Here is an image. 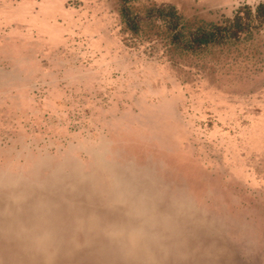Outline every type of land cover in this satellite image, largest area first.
<instances>
[{"label": "rangeland", "instance_id": "rangeland-1", "mask_svg": "<svg viewBox=\"0 0 264 264\" xmlns=\"http://www.w3.org/2000/svg\"><path fill=\"white\" fill-rule=\"evenodd\" d=\"M261 3L0 0V264H264Z\"/></svg>", "mask_w": 264, "mask_h": 264}, {"label": "trees", "instance_id": "trees-1", "mask_svg": "<svg viewBox=\"0 0 264 264\" xmlns=\"http://www.w3.org/2000/svg\"><path fill=\"white\" fill-rule=\"evenodd\" d=\"M166 10L159 9L158 12L160 14L165 13L170 18L175 19L176 15L172 11V8H167ZM251 14L252 9L249 6H244L235 13L232 19L226 20L222 25L203 24L195 29V31L189 33L186 43L189 46H200L237 37L248 28L252 19H255L257 22L264 20V4L261 3L255 7L253 18Z\"/></svg>", "mask_w": 264, "mask_h": 264}, {"label": "clouds", "instance_id": "clouds-1", "mask_svg": "<svg viewBox=\"0 0 264 264\" xmlns=\"http://www.w3.org/2000/svg\"><path fill=\"white\" fill-rule=\"evenodd\" d=\"M111 180H112L113 187L119 188L122 186V181L120 177L113 175L111 177Z\"/></svg>", "mask_w": 264, "mask_h": 264}, {"label": "bare ground", "instance_id": "bare-ground-1", "mask_svg": "<svg viewBox=\"0 0 264 264\" xmlns=\"http://www.w3.org/2000/svg\"><path fill=\"white\" fill-rule=\"evenodd\" d=\"M121 187H122V186H121ZM121 187H120V188H121ZM86 188H87V187H86ZM69 196H70V195H69ZM79 198H80V197H79ZM132 201H133V200H132ZM139 205H140V204H139ZM67 218H69V217H67ZM60 220H61V219H60ZM63 220H64V219H63ZM156 220H157V219H156ZM66 222H67V220H66ZM157 222H158V221H157ZM157 222H156V223H157ZM53 224H54V223H53ZM51 226H52V225H51ZM53 226H54V225H53ZM62 226H63V225H62ZM177 226H178V225H177ZM155 227H156V226H155ZM155 227H154V228H155ZM159 227H160V226H159ZM161 227H162V226H161ZM62 228H63V227H62ZM158 229H159V228H158ZM158 229H157V230H158ZM160 229H162V228H160ZM147 231H148V230H147ZM165 231H166V230H165ZM54 232H55V231H54ZM148 232H151V230L148 231ZM56 237H57V235H56ZM63 240H65V239L63 238ZM162 242H164V241H162ZM162 242H161V243H162ZM162 244H163V243H162ZM164 244H165V242H164ZM110 248H111V247H110ZM110 248H109V249H110Z\"/></svg>", "mask_w": 264, "mask_h": 264}, {"label": "crops", "instance_id": "crops-1", "mask_svg": "<svg viewBox=\"0 0 264 264\" xmlns=\"http://www.w3.org/2000/svg\"><path fill=\"white\" fill-rule=\"evenodd\" d=\"M90 243V242H89ZM91 243H96V242H91Z\"/></svg>", "mask_w": 264, "mask_h": 264}]
</instances>
